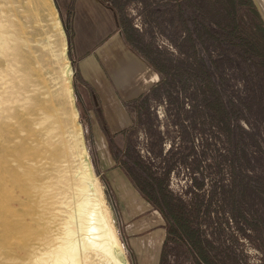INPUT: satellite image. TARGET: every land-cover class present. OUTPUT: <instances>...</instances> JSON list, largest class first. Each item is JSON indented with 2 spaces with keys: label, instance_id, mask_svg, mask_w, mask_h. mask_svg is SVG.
<instances>
[{
  "label": "rangeland",
  "instance_id": "1",
  "mask_svg": "<svg viewBox=\"0 0 264 264\" xmlns=\"http://www.w3.org/2000/svg\"><path fill=\"white\" fill-rule=\"evenodd\" d=\"M10 1L17 9L14 22L31 40L33 54L37 52L43 67L41 73L32 65V79L41 74L49 81L55 76L53 90H59L61 70L68 62L71 96L62 92L51 99L61 104L57 109L62 129L76 134L77 149L83 152L102 190L122 245V258L128 264H141L142 249L135 237L165 239L169 223L181 231V222L169 218L168 223L124 172L119 161L128 146L123 160L132 162L131 167L143 163L154 177L164 180L171 197L183 203L187 223L182 219V224L190 228L194 246L187 237L170 233L161 247L162 264H264V38L253 30L259 29L258 15L241 0H110L147 40L149 47L142 43L139 48L146 53L151 47L160 50L152 51L149 59L162 69L163 82L143 103L133 106L128 131L109 142L105 118L89 116L91 111L96 113L94 101L80 100L77 94L69 53L72 34L56 1L51 3L61 36L48 34L50 19L40 0ZM243 32L254 43L246 42ZM45 39L51 48L43 47ZM98 127L102 132H97ZM62 148L55 144L53 149L59 168L77 166L78 158ZM113 168L122 171L136 189V197L111 187L103 172ZM135 172L145 176L138 166ZM117 181L112 179L114 184ZM156 189L154 196L158 197ZM170 206L181 218L180 206L174 201ZM152 263V257L146 259V264ZM99 264L108 263L102 260Z\"/></svg>",
  "mask_w": 264,
  "mask_h": 264
},
{
  "label": "bare ground",
  "instance_id": "2",
  "mask_svg": "<svg viewBox=\"0 0 264 264\" xmlns=\"http://www.w3.org/2000/svg\"><path fill=\"white\" fill-rule=\"evenodd\" d=\"M13 4L0 0V264H128L102 190L77 149L79 139L62 129L61 104L51 99L62 92L71 96L68 62L59 90H53L55 76L32 79V65L41 73L43 67L31 40L14 22ZM39 5L50 19L48 34L61 36L51 0ZM46 39L43 47L49 48ZM55 144L76 156L77 166L59 168Z\"/></svg>",
  "mask_w": 264,
  "mask_h": 264
},
{
  "label": "crops",
  "instance_id": "3",
  "mask_svg": "<svg viewBox=\"0 0 264 264\" xmlns=\"http://www.w3.org/2000/svg\"><path fill=\"white\" fill-rule=\"evenodd\" d=\"M55 1L72 34L69 53L77 94L80 100L91 98L94 101L99 112L95 107L96 113H92L90 103L89 116L105 118L104 132L110 142L112 137L123 136L130 128L129 112L137 100L162 84V69L149 59L152 51L160 50L151 47L148 53L142 51L139 46L143 47L142 43L145 45L147 40L131 27L121 8L110 0ZM148 47L146 44L145 48ZM97 129L102 132L99 127ZM103 175L117 193L124 189L133 197L138 195L119 168L105 171ZM114 177L118 180L116 184L112 182ZM157 230L163 231L161 235H164L163 228ZM163 239L164 236L155 241L145 236L135 237V244L142 249L139 253L142 259L138 261L146 264V259L152 257V264H158Z\"/></svg>",
  "mask_w": 264,
  "mask_h": 264
},
{
  "label": "trees",
  "instance_id": "4",
  "mask_svg": "<svg viewBox=\"0 0 264 264\" xmlns=\"http://www.w3.org/2000/svg\"><path fill=\"white\" fill-rule=\"evenodd\" d=\"M245 3V5L247 7H249V10L250 12L254 13L255 16L257 17V13L253 7V5L251 4L250 0H241ZM258 17H257V22H258V28L260 29H255L253 28V30H255V33L257 35L260 34V36H262L264 38V27L262 25L261 22L258 21ZM258 31V32H257ZM251 33V32H250ZM244 34V37L242 36V38L244 40H247L248 41H251L254 43L253 39L251 37H247V33L246 32H243ZM241 38V39H242ZM258 45V44H257ZM147 96H143L141 98H139L137 100V102H140V103H143L145 101V98ZM128 131V129L126 131L123 132V134H125L126 132ZM128 146L124 149V156H122V160L121 158H116L117 160H121L119 161L121 163V167L123 168L124 172L126 173V175L129 177V179H131L133 185L139 189L140 193L142 194V196L147 200L149 201L151 204H153L154 207H156L157 209L160 210V212L164 215L166 221L169 223V220L170 219H174V222H178L179 225H180V222H181V231L179 228H177L176 226H173L169 223V225L167 226L166 225V230H167V237L164 239L163 241V245L162 247H164L168 241V237L170 236V233H173L174 235L180 237L181 238H186L190 241V244L194 246V243L192 242V239L190 237V228H188L187 226L183 225L182 223V219L184 220V213L183 212V203L181 202L180 199L178 198H172L171 196V193L170 192H167V190L165 189V186H164V180L160 179V178H156L153 176V173L152 172H148V168H145V166L143 165V163H139L137 164L138 167L142 168L144 170V173L143 175H145L144 177L142 175H138L136 172H135V168L137 169V166L134 165L133 167H131L129 164H132V162H126L123 160V158L126 156L127 154V151H128ZM146 165V164H145ZM145 169L147 171V173L145 172ZM141 178V179H139ZM157 187L158 189V197L157 196H154V187ZM156 189V190H157ZM175 202L177 206H180L182 212H181V218H179L178 215H175L173 212H171V202ZM159 202H162L166 208V210L159 204ZM168 213L171 214V216H168ZM170 218V219H169ZM184 222L187 223L186 220H184ZM196 248V246H195ZM197 252L199 253V255L201 257H205V255H202L203 252L200 248H196ZM164 263V255L163 253L161 252V256H160V264Z\"/></svg>",
  "mask_w": 264,
  "mask_h": 264
},
{
  "label": "water",
  "instance_id": "5",
  "mask_svg": "<svg viewBox=\"0 0 264 264\" xmlns=\"http://www.w3.org/2000/svg\"><path fill=\"white\" fill-rule=\"evenodd\" d=\"M250 2L264 26V0H250Z\"/></svg>",
  "mask_w": 264,
  "mask_h": 264
}]
</instances>
